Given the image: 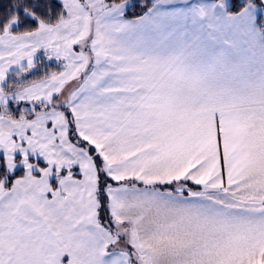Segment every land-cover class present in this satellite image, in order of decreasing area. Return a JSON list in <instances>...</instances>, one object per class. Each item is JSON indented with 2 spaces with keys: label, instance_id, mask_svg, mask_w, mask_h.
<instances>
[{
  "label": "snow or ice",
  "instance_id": "1",
  "mask_svg": "<svg viewBox=\"0 0 264 264\" xmlns=\"http://www.w3.org/2000/svg\"><path fill=\"white\" fill-rule=\"evenodd\" d=\"M0 264H264V0H0Z\"/></svg>",
  "mask_w": 264,
  "mask_h": 264
},
{
  "label": "trees",
  "instance_id": "2",
  "mask_svg": "<svg viewBox=\"0 0 264 264\" xmlns=\"http://www.w3.org/2000/svg\"><path fill=\"white\" fill-rule=\"evenodd\" d=\"M51 67H56L55 63H53V64L51 65ZM40 75H42V73H40ZM32 78H38V77H30V79H32Z\"/></svg>",
  "mask_w": 264,
  "mask_h": 264
},
{
  "label": "rangeland",
  "instance_id": "3",
  "mask_svg": "<svg viewBox=\"0 0 264 264\" xmlns=\"http://www.w3.org/2000/svg\"><path fill=\"white\" fill-rule=\"evenodd\" d=\"M42 55V54H41ZM50 70H56V67H50Z\"/></svg>",
  "mask_w": 264,
  "mask_h": 264
}]
</instances>
